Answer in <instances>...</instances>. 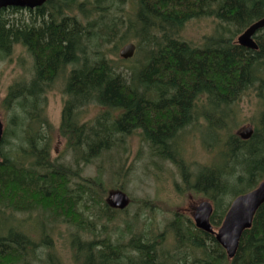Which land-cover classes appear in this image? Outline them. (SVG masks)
<instances>
[{
  "label": "trees",
  "instance_id": "obj_1",
  "mask_svg": "<svg viewBox=\"0 0 264 264\" xmlns=\"http://www.w3.org/2000/svg\"><path fill=\"white\" fill-rule=\"evenodd\" d=\"M8 11L21 15L26 10L1 11L0 57L11 56L22 45L33 65L32 78L14 81L3 100L15 129L11 137L8 125L0 145V264H36L30 257L38 242L51 247V238L36 241L23 226V218L33 221L34 213L75 229L71 244L79 264H264V204L232 259L214 234L179 213L160 233L147 223L135 230L136 215L127 231L112 240L106 225L99 229L98 223L104 218L115 222L124 210L108 205L101 171L96 177L82 174L83 165L113 148L120 152L118 159L126 160L121 152L124 138L139 134L153 156L175 162L181 192L214 203L211 222L220 226L231 191L248 181L249 188L238 196L264 179V28L255 35L257 50L236 42L264 16V0H47L27 10L28 18L10 19ZM204 17L218 20L214 31L199 44L187 40L186 24ZM132 37L137 39V54L145 56L126 73L108 57L107 47ZM57 81L63 82L64 102L55 129L45 94ZM247 91H254L260 101L252 137L242 140L229 133L224 150L220 148L223 161L195 162L193 174L179 143L189 131L186 127L200 119L214 124L215 111L225 107L231 112L230 106ZM90 106L102 112L83 120L80 114ZM56 132L65 141L66 153L74 157V167L51 158ZM119 171L127 170L121 165ZM124 187L119 183L117 189ZM4 216L8 218L1 222ZM45 264L64 263L49 253Z\"/></svg>",
  "mask_w": 264,
  "mask_h": 264
},
{
  "label": "rangeland",
  "instance_id": "obj_2",
  "mask_svg": "<svg viewBox=\"0 0 264 264\" xmlns=\"http://www.w3.org/2000/svg\"><path fill=\"white\" fill-rule=\"evenodd\" d=\"M128 7L126 5L127 9ZM8 16L10 19H16V16H26L28 18L29 13L26 10L19 15V13L8 11ZM217 23L218 20L213 17L193 19L186 24L183 35L187 40L199 44L204 36L214 31ZM132 38L122 44L118 42L107 47L109 49L107 53L108 57L117 60V65L120 70L126 71V73L130 72V68L133 65L136 64V66H139L138 62L144 59L145 56L144 53L138 55L136 49V53L130 61H120L121 57L119 56V52L123 47L130 41L136 43L137 39ZM32 65L33 61L26 48L22 45L17 46L11 56L6 58L0 57V116L2 118L5 117L3 122L6 128L9 125L10 135L14 125H12L10 114L3 108V98L6 95L9 85L14 81L23 79L29 81L32 78ZM61 88L62 85L60 83H55L52 90H49L47 93L48 114L55 129H58L61 124L64 102ZM259 107L260 101L255 92L247 91L240 100H237L230 106L231 112L229 109H225V107H222L219 111H215L216 117L214 118V124H207L205 120L200 119L195 126L186 127L187 131H189L185 133L186 141L181 146V150L182 156L192 164V173L194 174L195 162L201 164H208L214 161L215 163H221L224 154H221L222 156L220 155V148L224 150L225 145H222L224 140L228 138L229 133L238 136L237 133L243 127L253 126L255 128L256 114L258 113ZM206 110L214 112L210 108H206ZM101 112L102 108L90 106L85 108L80 116L83 120H89L95 118ZM9 139L10 137H7V140ZM124 139L123 146L125 148H121V152L126 160L122 161L118 159L119 151L117 148H113L110 151L103 152L92 164L82 166L84 167L82 174L87 177H96L101 171L103 184L107 186L108 192L111 189L117 188L119 183H122L125 186L124 191L132 199H135L126 210L119 213L117 221L108 222L104 218L98 223L99 229H103L104 225H106L112 240H115L120 231L121 233L127 231L128 222L131 219H135L134 217L136 215H138L139 221L134 226L135 230H138L147 223L148 225L152 224L154 230L160 233L165 229L168 222L173 220L176 213L191 217L194 207L200 201L207 200L206 197L200 194L194 193V199H192L189 197L188 191L181 192L183 181L178 168L173 166L169 161H162L158 157L153 156L148 144L142 140L139 134L127 135ZM66 151L64 139L56 132L53 136L51 158L54 159L57 157L68 164H72V167H74V157L71 154H67ZM194 158L197 159L195 160ZM121 165H124L127 170L124 173L119 171ZM77 180L75 178V181ZM81 181L83 182V180ZM240 186V190L248 189V181ZM73 187L77 188L75 185ZM240 190L236 192L231 191L225 198L226 205L236 197L235 195ZM101 197L102 195H99L98 199H101ZM103 197L105 198V196ZM143 199L153 200L154 203L153 205H144L142 202ZM84 200H88L87 196ZM90 203L93 202L90 201ZM95 212L97 211L94 209L93 213ZM34 215L33 221L28 216L23 218L21 214L18 217L23 218V226L28 233H32L30 234L32 238L36 241L47 237V239L51 238L52 245L50 248L44 247L42 241L38 242L40 247L35 249L30 260L36 264H45L48 254L53 253L61 258L64 264H79L74 259L76 248L71 244L75 229L69 223L59 222L52 224L44 216H40L38 213L37 215L34 213ZM7 218L8 216H4L1 222ZM43 224H45L44 228ZM126 234L129 235L127 232ZM91 238L87 235H82V239Z\"/></svg>",
  "mask_w": 264,
  "mask_h": 264
},
{
  "label": "water",
  "instance_id": "obj_3",
  "mask_svg": "<svg viewBox=\"0 0 264 264\" xmlns=\"http://www.w3.org/2000/svg\"><path fill=\"white\" fill-rule=\"evenodd\" d=\"M47 0H0V12L4 8L21 7L34 9L41 7ZM264 28V17L252 23L237 39V42L246 48L258 49L255 40L257 32ZM136 51L134 42L127 43L120 51V56L124 59L132 58ZM4 133V125L0 119V142ZM239 136L246 140L251 138L253 128L251 126L243 128L238 132ZM1 160V153H0ZM107 203L116 209H125L130 203V197L122 190H111L108 193ZM264 204V179L253 190L237 196L231 203L222 224L218 229H214L211 223L213 204L205 200L194 208L193 219L197 228L215 235L218 243L225 249L227 256L231 259L235 256L241 237L245 230L251 228L254 217L259 208Z\"/></svg>",
  "mask_w": 264,
  "mask_h": 264
},
{
  "label": "flooded vegetation",
  "instance_id": "obj_4",
  "mask_svg": "<svg viewBox=\"0 0 264 264\" xmlns=\"http://www.w3.org/2000/svg\"><path fill=\"white\" fill-rule=\"evenodd\" d=\"M49 91V90H48ZM48 91L46 92V94H45V96H46V100H47V112H48V96H47V93H48ZM37 92V91H36ZM48 116H49V114H48ZM49 118H50V116H49ZM50 120H51V118H50ZM61 120H62V116H61ZM51 122H52V120H51ZM191 126H194V125H191ZM179 140V139H178ZM177 140H175V142H176ZM186 141V138H184V139H182L179 143H184ZM174 148H176L177 150H178V152H177V154L176 155H178L179 153H180V151H179V146H177V143L174 145ZM166 161H169L173 166H175L176 167V164H175V162L172 160V159H166ZM189 197L190 198H192V199H194V194L193 193H189Z\"/></svg>",
  "mask_w": 264,
  "mask_h": 264
}]
</instances>
